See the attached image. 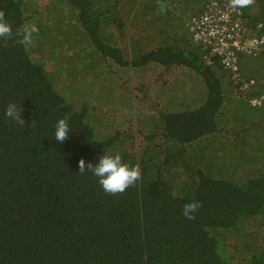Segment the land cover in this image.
Segmentation results:
<instances>
[{
  "label": "trees",
  "instance_id": "trees-1",
  "mask_svg": "<svg viewBox=\"0 0 264 264\" xmlns=\"http://www.w3.org/2000/svg\"><path fill=\"white\" fill-rule=\"evenodd\" d=\"M45 1L69 9L77 24L61 31L55 21L36 19L33 0H0L13 28L10 38H0V264H264L262 245L252 255L231 250L228 241L244 232L256 238L264 234V154L256 143L262 136L248 134L246 116L228 109L229 74L218 64L205 65L201 48L184 26L182 16L190 9L185 4L207 0H158L166 5L163 12L158 2L145 0ZM253 4L258 12L250 14ZM253 4L241 8L251 26L264 23V0ZM133 19L139 30L129 47L126 35L133 32L128 30ZM25 24L39 28L33 39L40 46L54 40L83 49L80 62L59 70L70 78L91 74L105 58L143 75L157 65L186 71L175 83L164 81V93L179 96L182 85L189 95L200 76V99L176 95L172 105L167 99V107L144 124L141 147L124 130L99 132L87 102L77 106L69 100L31 47L16 42L17 30ZM114 27L125 44H116ZM51 59L63 60L62 52L54 51ZM259 74L264 75L262 70ZM13 102L23 107V126L5 115ZM66 115L70 130L59 143L55 127ZM246 135L251 136L247 141ZM238 141L261 156L253 168L239 165L245 167L244 176L230 168L237 165L228 164L222 152ZM106 152L119 153L124 162L141 169V179L122 194L104 192L97 177L79 172L81 158L95 164ZM191 201L202 203L193 220L182 214Z\"/></svg>",
  "mask_w": 264,
  "mask_h": 264
},
{
  "label": "rangeland",
  "instance_id": "rangeland-1",
  "mask_svg": "<svg viewBox=\"0 0 264 264\" xmlns=\"http://www.w3.org/2000/svg\"><path fill=\"white\" fill-rule=\"evenodd\" d=\"M33 1L35 4H31L30 7L37 20L40 17L49 24L55 21L57 27L61 29V31H65L69 24H77L74 18H71L69 15V9H64L63 6L60 7L58 4H46L47 1L45 0ZM146 1L151 4H157L155 2L161 4L158 0H145V2ZM121 4L142 3L141 0H128ZM173 11H175V9ZM193 13H196L195 10L189 9V11L182 16L184 26L187 30L189 15ZM135 20L136 19H133L130 22L128 28L130 32L132 30L133 32L126 35V40H128L126 44L129 47L131 46L130 37H133L134 32V37H136L137 31L139 30L138 24H135ZM63 25H65L64 28H62ZM112 30L114 31L113 38L116 44H125L120 32H117L115 27ZM41 42H43V40ZM81 44L84 45L85 42H81ZM29 46L32 49L33 57L38 58L46 64L47 69L53 73L55 80L58 82V87L64 90L69 100H72L77 106L87 102L88 108L92 113V119H94L95 124L98 126L99 132L109 133L115 129L124 130L135 136L138 147L145 144L144 136L146 134V129L144 124H147V121L157 113L160 107H167V99L171 100L170 105L174 104L177 94L164 93L162 91L163 82L175 83L183 79L186 75L185 70L175 69V71H166L164 68L158 67L157 65L149 67L143 75L132 68L122 69V66H118L113 63L111 59L105 58L103 59V66L95 67L91 74H83V72H81L82 70L79 69L81 78L79 76L70 78L66 71L59 70L60 68L70 67L75 65L76 62H80V58L84 56L83 49L75 50L65 41L60 43L54 40L46 41L44 46H40V41L38 39H33ZM54 51L56 54L62 52L63 60H52L51 57ZM243 57L253 59L249 56H242L241 65ZM67 61H69V63H67ZM263 64L264 62L262 65ZM77 66L79 67L80 63H78ZM103 70L105 71L104 74ZM250 72L253 71L251 70ZM144 87H148V89ZM193 89L194 83L190 87L189 92L192 93ZM181 95L185 98L189 97V95L183 93V86L179 85V96L177 95L176 99L180 98ZM228 96V100H231L232 97L230 95ZM122 97H125V99ZM233 99L234 101L240 100V98H237L235 95ZM244 106L250 110H258L248 107L245 103ZM249 137L251 136L246 135L244 140H249ZM256 143L257 149L261 150L260 154H264V132L262 137L256 138ZM195 146H198V143H196ZM246 149L247 147L241 145L238 141L235 146L227 144V148L222 151L227 155L228 164L234 163L237 165L235 167L230 165V168H237V174L243 176L246 173L245 167L241 168L239 165L246 164L247 167L253 168L254 164L252 162L259 160L261 157L256 156L255 153L247 152ZM192 159L193 153L189 156V160L192 161ZM239 175H235V177H239ZM257 228L258 227H255L254 232ZM261 230L263 231L264 228L262 227ZM237 240L240 242L239 244H236ZM228 241L233 244L231 250H248L249 253L253 255L260 245L264 247V234L256 238L254 233L244 232L239 235V238L229 239ZM240 257L243 258L244 255Z\"/></svg>",
  "mask_w": 264,
  "mask_h": 264
},
{
  "label": "built area",
  "instance_id": "built-area-1",
  "mask_svg": "<svg viewBox=\"0 0 264 264\" xmlns=\"http://www.w3.org/2000/svg\"><path fill=\"white\" fill-rule=\"evenodd\" d=\"M192 41L201 48L206 66L220 65L230 77L233 94L253 109L264 106V75L248 78L242 72L241 57L264 60V23L251 26L241 8L228 1L209 0L189 17ZM264 73V64H263Z\"/></svg>",
  "mask_w": 264,
  "mask_h": 264
},
{
  "label": "clouds",
  "instance_id": "clouds-1",
  "mask_svg": "<svg viewBox=\"0 0 264 264\" xmlns=\"http://www.w3.org/2000/svg\"><path fill=\"white\" fill-rule=\"evenodd\" d=\"M208 1L209 0H207L205 4ZM229 3L232 8H244L252 5L254 3V0H229ZM205 4H203V7L205 6ZM203 7L197 13H199L203 9ZM165 10L166 5L164 3H161L160 11L163 12ZM250 11H252V14L258 12V8L255 4L251 6ZM38 33L39 28L36 25L25 24L21 29L17 30L19 39L16 42L18 44L27 46L32 42L33 34ZM12 34V25L5 19V11L0 10V38L6 40L7 38H10ZM22 110L23 107H18L16 103H9L6 107L5 115L16 124L23 126L25 123V119L22 117ZM69 119L70 116L66 115L63 118H60L56 123L54 138L59 143H63L68 138V133L70 130L68 123ZM78 168L81 174L87 171L90 172L93 176L97 177L98 183L101 185L104 192L110 195L124 193L130 186H134L136 182L141 179V169L139 165L132 166L129 163L124 162L122 156L119 153L112 154L106 152L99 158L98 162L95 164L91 162L86 163V161L81 158L79 160ZM201 207V202L191 201L184 205L182 214L185 218L193 220L195 219L196 212Z\"/></svg>",
  "mask_w": 264,
  "mask_h": 264
},
{
  "label": "crops",
  "instance_id": "crops-1",
  "mask_svg": "<svg viewBox=\"0 0 264 264\" xmlns=\"http://www.w3.org/2000/svg\"><path fill=\"white\" fill-rule=\"evenodd\" d=\"M184 3V2H182ZM193 3H190V4H185L187 5L186 8H190V9H194L195 12L197 10V12L203 7V4H194L192 5ZM173 8V7H172ZM196 12V13H197ZM195 14V13H193ZM250 14H252V11H250ZM264 61L263 60H256L255 58L251 59V58H248V57H243L242 59V70L244 69L246 72V74H254V75H259L261 76L262 74H259V72H261V69H262V63ZM247 68H245V67ZM258 66H259V69L258 70ZM253 71V72H250V71ZM263 71V69H262ZM219 74H220V71H219ZM222 74V73H221ZM220 74V75H221ZM188 75L190 76V71H188ZM198 79H196V81L194 82V89L192 91V93L189 94L190 97H196L198 99H200V94L202 93V89H203V83H202V80L200 78V76H197ZM226 82V88L225 90H227L226 92L232 97L231 100H230V106L228 107V109H238L243 115L246 116V128L249 130L248 134L250 133V135L252 137H255L256 135H260V136H263V132H264V107L261 108V109H258V110H250V109H247L245 106H244V102H241L239 100H235L234 101V97L231 95V91H232V87L230 85V83L228 82V77L226 78L225 80ZM182 97V96H180ZM182 98H185V97H182ZM249 113H253V114H249ZM254 123V125H253Z\"/></svg>",
  "mask_w": 264,
  "mask_h": 264
}]
</instances>
